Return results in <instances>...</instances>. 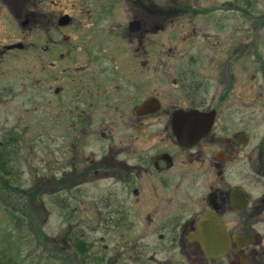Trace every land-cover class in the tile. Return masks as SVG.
Returning <instances> with one entry per match:
<instances>
[{
	"label": "flooded vegetation",
	"instance_id": "flooded-vegetation-1",
	"mask_svg": "<svg viewBox=\"0 0 264 264\" xmlns=\"http://www.w3.org/2000/svg\"><path fill=\"white\" fill-rule=\"evenodd\" d=\"M99 1L95 13L73 3L59 14L55 3L63 0H0V12L37 29L32 39L11 43L21 48L8 50L29 43L45 51L49 128L54 135L75 125L82 139L81 155L70 156L83 162L79 181L66 172L62 181L79 187L94 171L95 214L110 220L98 232L124 242H116L109 264H264V101L246 100L239 89L246 83H234L232 68L233 57L244 60L245 41L232 42L229 33L181 35L186 23L196 34V20L226 28L233 9L245 18V6ZM187 124L191 130L183 131ZM206 212L224 226L220 257L206 256L197 238ZM137 218L144 228H133ZM97 246L101 264L109 246L104 237Z\"/></svg>",
	"mask_w": 264,
	"mask_h": 264
},
{
	"label": "rangeland",
	"instance_id": "rangeland-1",
	"mask_svg": "<svg viewBox=\"0 0 264 264\" xmlns=\"http://www.w3.org/2000/svg\"><path fill=\"white\" fill-rule=\"evenodd\" d=\"M73 3L80 4L82 11L90 9L95 13L100 1L63 0V3H55V9ZM214 3L241 4L246 8L245 18L231 7L230 17L225 18L228 20L226 28L216 22L201 26L196 20L197 33H192L191 23H186L188 33H183V29L181 35L210 34L222 38L229 33L234 37L232 42L238 43L240 38L245 41L241 49L244 60L232 58L234 83H246L245 87H239L245 89L246 100L264 101V0H214ZM76 12L79 14L78 9ZM36 31L25 30L9 12H0V264H99L102 249L97 246L99 237H104L109 246L103 250L105 260L101 264H109V257L119 242L114 235L98 232L102 227H110V220L100 222L95 214L98 183L94 171L84 173L86 184L79 187L71 184L67 189L74 182L62 181L65 172L79 181L83 162L70 156L81 155L82 139L73 123L69 124L73 127L67 132L63 130L66 134L57 130L52 135L49 128L50 96L46 84L51 81H46L47 73L42 69L47 63L45 51H35L29 43H25L26 49L22 51L6 49L26 36L32 39ZM42 43L39 40V44ZM198 49L195 46L193 50ZM77 58L79 62L86 60L83 56ZM71 63L64 61V65ZM37 73L41 86L35 100ZM60 114L56 108V117ZM86 149L87 154L89 149L93 150L90 136ZM144 226V220L137 218L133 228ZM80 242L86 244V252L79 251L76 244ZM127 256L125 251L122 257Z\"/></svg>",
	"mask_w": 264,
	"mask_h": 264
},
{
	"label": "water",
	"instance_id": "water-1",
	"mask_svg": "<svg viewBox=\"0 0 264 264\" xmlns=\"http://www.w3.org/2000/svg\"><path fill=\"white\" fill-rule=\"evenodd\" d=\"M22 43L7 46V48H21ZM191 116L190 113L187 114ZM191 130V125H185L183 131ZM198 240L201 242L202 248L208 257H220L225 250V232L222 220L210 212L203 214L199 221Z\"/></svg>",
	"mask_w": 264,
	"mask_h": 264
},
{
	"label": "trees",
	"instance_id": "trees-1",
	"mask_svg": "<svg viewBox=\"0 0 264 264\" xmlns=\"http://www.w3.org/2000/svg\"><path fill=\"white\" fill-rule=\"evenodd\" d=\"M76 246L79 247V251H80L81 253H83L84 251L86 252V250H87V249H86V244H85L84 242L77 243Z\"/></svg>",
	"mask_w": 264,
	"mask_h": 264
}]
</instances>
